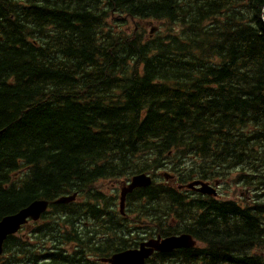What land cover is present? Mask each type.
Segmentation results:
<instances>
[{
  "label": "trees",
  "instance_id": "1",
  "mask_svg": "<svg viewBox=\"0 0 264 264\" xmlns=\"http://www.w3.org/2000/svg\"><path fill=\"white\" fill-rule=\"evenodd\" d=\"M149 20L161 27L153 37L140 24ZM167 163L180 182L237 169L264 196V0H0V219L77 192L94 218L107 216L98 226L119 227L112 207L91 200L109 205L107 181ZM128 206L129 226L147 235L188 231L207 253L264 264L247 255L264 248L259 195L244 209L215 207L157 183L131 193ZM185 212L201 213V225ZM199 253L155 261L198 264Z\"/></svg>",
  "mask_w": 264,
  "mask_h": 264
},
{
  "label": "water",
  "instance_id": "2",
  "mask_svg": "<svg viewBox=\"0 0 264 264\" xmlns=\"http://www.w3.org/2000/svg\"><path fill=\"white\" fill-rule=\"evenodd\" d=\"M154 29L151 30L153 32ZM168 177V175L166 174ZM151 182V178L146 176V174H139L133 177L132 182L128 187L124 188L122 191V206L124 205L125 196L128 191H131L134 187L140 185H147ZM205 193H212L213 190L208 186V184L203 183V187L200 189ZM73 197L68 198V200H73ZM46 201H35L28 208L22 210L16 215H10L4 217L0 220V254L2 252V246L4 240L8 235L16 232L20 227V224L26 221L28 216L37 218L39 213H41L47 206ZM196 241L189 234H182L180 236H170L162 241H150L148 244L151 248H142L138 251H128L125 253L118 254L114 257V264H142L144 258L149 256L154 250L170 251L174 248H179L183 246H193Z\"/></svg>",
  "mask_w": 264,
  "mask_h": 264
},
{
  "label": "rangeland",
  "instance_id": "3",
  "mask_svg": "<svg viewBox=\"0 0 264 264\" xmlns=\"http://www.w3.org/2000/svg\"><path fill=\"white\" fill-rule=\"evenodd\" d=\"M140 23H142V24H144L145 25V30H146V32H147V34H149V30H150V28L152 27L151 25H149L148 24V22H140ZM156 24H158V23H156ZM131 25H132V23H131V21L128 23V26H130L131 27ZM128 26H127V29H128ZM168 169V168H167ZM162 171V170H161ZM153 174V173H152ZM160 174H159V171L158 172H156L155 173V176L157 177V182H160V181H163V182H165V180L163 179V177H161V176H159ZM231 181H232V179H230ZM233 182V181H232ZM99 184H97V186H98ZM233 186H230V190L231 191H233V195L231 194V197L232 198H234L235 200H237V201H245V199L247 198V200H249V201H251V200H253V198H254V196H255V193H254V191L253 190H250L249 189V191H248V193L246 194V187L245 188H243L242 186H239V187H237L238 185H236L234 182H233V184H232ZM121 188H122V184H119V183H116V182H114L113 180L111 181H109V182H106V185H105V189L103 190L104 192H106V194L108 195L109 193H108V191L109 190H112V189H116L115 190V192H117V195H119L120 194V191H121ZM222 189H224V188H222ZM225 190V189H224ZM82 198V197H81ZM81 198H79V199H81ZM78 199V200H79ZM81 200H83V198L81 199ZM85 202V200L84 201H82V204H80V202L78 201V204H80V207L77 205V204H75V203H72L71 205H70V209L72 210V209H75V208H81V212H82V215L81 216H79L76 220H75V226L76 227H78L79 225H78V223L79 222H77V221H80V219H82L81 220V223L83 224V227L85 228V224H87V222H88V224H89V222H91L92 223V226L93 225H97V224H102L103 223V221H100V218L101 217H99V218H94V217H91V214L89 215V214H87V212L89 211H87L86 212V214L84 213V208H86L87 206L85 205V204H83ZM91 202H92V204L93 205H96V202H95V200H91ZM99 207H101V208H105L106 207V203H104V200H101L100 202H99ZM74 216L76 217L77 215L76 214H74ZM87 224V225H88ZM57 232L56 231H53V232H51L50 234H49V236H54L55 234H56ZM66 258V257H65ZM67 259V258H66Z\"/></svg>",
  "mask_w": 264,
  "mask_h": 264
},
{
  "label": "flooded vegetation",
  "instance_id": "4",
  "mask_svg": "<svg viewBox=\"0 0 264 264\" xmlns=\"http://www.w3.org/2000/svg\"><path fill=\"white\" fill-rule=\"evenodd\" d=\"M207 182H209L210 184L215 186V188L217 190V195L211 196V195L203 194L197 190L198 189L197 187L188 188L186 185H184L183 190L187 195L186 198L188 200H194V199H198L200 197V195L203 198L210 196L211 198H213V201L215 203V207H217L219 204L235 203V201H234L235 199L231 197V194L233 195V191L230 190V186H233L232 185L233 182L230 180L229 177H227L223 174L222 176H217L215 178H212L211 180H207ZM222 188H224L225 190ZM247 192L248 191H246V193ZM188 200H187V202H188ZM237 206L242 208L241 205L238 203H237ZM242 209H244V207ZM227 212H230V211H227ZM224 217L225 218L228 217L229 219L233 220L234 215L231 214V215H226ZM184 218H183V220H184ZM217 218L224 220L223 216H220V215L219 216L217 215ZM186 220L189 224L192 225V228H194V229H196V227L201 225V220L200 219L195 220L193 216H189ZM185 232H188V231H185ZM183 249H185V248H183Z\"/></svg>",
  "mask_w": 264,
  "mask_h": 264
}]
</instances>
